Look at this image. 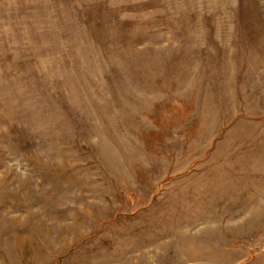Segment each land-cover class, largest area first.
Returning <instances> with one entry per match:
<instances>
[{
  "label": "rangeland",
  "instance_id": "obj_1",
  "mask_svg": "<svg viewBox=\"0 0 264 264\" xmlns=\"http://www.w3.org/2000/svg\"><path fill=\"white\" fill-rule=\"evenodd\" d=\"M0 264H264V0H0Z\"/></svg>",
  "mask_w": 264,
  "mask_h": 264
}]
</instances>
